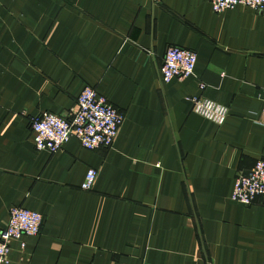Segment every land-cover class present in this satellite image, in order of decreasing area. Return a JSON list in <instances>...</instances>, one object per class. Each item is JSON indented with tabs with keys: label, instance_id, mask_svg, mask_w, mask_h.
I'll return each mask as SVG.
<instances>
[{
	"label": "crops",
	"instance_id": "0c3cea01",
	"mask_svg": "<svg viewBox=\"0 0 264 264\" xmlns=\"http://www.w3.org/2000/svg\"><path fill=\"white\" fill-rule=\"evenodd\" d=\"M169 46L197 53L193 76L163 80ZM86 86L124 114L114 143L38 150L31 119L67 116ZM263 87L264 12L242 4L0 0V233L12 206L44 217L5 264H264V202L231 198L264 157Z\"/></svg>",
	"mask_w": 264,
	"mask_h": 264
},
{
	"label": "built area",
	"instance_id": "2783aa9c",
	"mask_svg": "<svg viewBox=\"0 0 264 264\" xmlns=\"http://www.w3.org/2000/svg\"><path fill=\"white\" fill-rule=\"evenodd\" d=\"M244 5L264 12V0H212L215 12L233 9ZM197 53L188 48L169 46L166 49L162 76L165 82L174 78L184 79L195 74ZM205 87L204 83L200 84ZM264 93V87H263ZM194 111L213 122L222 125L228 115V106L206 97L190 98ZM264 122V107L262 111ZM124 121V114L95 88L86 86L72 106L67 116L44 111L31 119L32 141L38 150L57 152L72 137L81 145L93 150L99 147H110ZM98 171L88 169L81 187L89 190L93 187ZM232 200L250 205L258 200L264 202V157L259 158L249 170H242L236 177ZM44 222L43 215L23 206H12L7 227L0 233V264L8 262V253L12 240L21 239L24 235L39 234ZM22 246L25 243L22 242Z\"/></svg>",
	"mask_w": 264,
	"mask_h": 264
}]
</instances>
